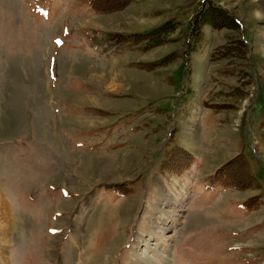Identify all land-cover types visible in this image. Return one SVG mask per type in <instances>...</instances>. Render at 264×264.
I'll return each mask as SVG.
<instances>
[{"label": "rangeland", "instance_id": "374dc122", "mask_svg": "<svg viewBox=\"0 0 264 264\" xmlns=\"http://www.w3.org/2000/svg\"><path fill=\"white\" fill-rule=\"evenodd\" d=\"M89 1L0 0V190L18 220L6 264H264V0ZM212 5L229 24L195 23ZM169 21L160 43L130 35ZM200 98L220 115L202 122L200 155L220 157L182 145L194 161L162 175L176 122L162 128ZM238 153L258 186L208 188Z\"/></svg>", "mask_w": 264, "mask_h": 264}, {"label": "trees", "instance_id": "16d2710c", "mask_svg": "<svg viewBox=\"0 0 264 264\" xmlns=\"http://www.w3.org/2000/svg\"><path fill=\"white\" fill-rule=\"evenodd\" d=\"M129 1L132 0H90V5L92 8L96 9L97 11H108L113 8H122L125 6ZM234 21H237L234 18ZM195 23L197 24L199 21L207 22L214 26H219L220 24L230 23V15L220 9L217 5H212L208 7H203L200 10V13L195 15L194 17ZM238 22V21H237ZM174 24L169 21V23L161 24L160 26L150 29L148 31H142L138 33H130V35L134 36L133 40L139 39H147V45L151 46L157 43H160L164 40L163 33L168 31V29L173 28ZM138 37V38H137ZM228 48V47H226ZM236 46L233 45L231 49H235ZM174 56V53H169L159 60L153 62V65L162 64L168 62L169 59ZM217 105H220L219 103ZM195 159L194 154L183 147L180 144L172 145L164 154L163 158L161 159L158 167V171L162 174L165 173H182L191 162ZM234 165H233V164ZM240 165L243 168L238 167ZM239 171V173H238ZM121 183H116L115 187H118ZM234 185L236 187H257L258 182L256 177L251 174L249 164L245 157H242L241 153H238L235 158L232 160H227L226 162L219 165L211 174H209L206 178V186L208 188H215L218 186H230ZM127 186L122 187V191L126 190ZM256 195L249 196L248 199L243 200V205L250 206L249 200Z\"/></svg>", "mask_w": 264, "mask_h": 264}, {"label": "crops", "instance_id": "0c3cea01", "mask_svg": "<svg viewBox=\"0 0 264 264\" xmlns=\"http://www.w3.org/2000/svg\"><path fill=\"white\" fill-rule=\"evenodd\" d=\"M177 89L178 88H176L173 91V92H175V95H176L175 100L178 99V96L180 94V92L178 94H176ZM167 97H169V99H168V105H169L171 103V101H172V98L170 97V95H168ZM155 100H157V99L156 98L152 99L151 100V103L153 101H155ZM166 100H167L166 98H163V105L162 106H164V107L160 106V109L161 108L163 109L162 111H160V112H155L154 111L155 114L152 117L156 118L155 120L157 122L159 120L163 119V117H162L163 111H165V113H169L170 112L169 110L166 109V108H168V107H166V106H168L167 103L165 102ZM197 102H198V104L201 107H200V110H199L198 105H193L192 106V111L195 112L194 115H191V114H189L187 112L185 115L182 114L180 116H175V118H172V117H169L168 118L166 125H164L163 128H162L163 129L162 131L165 130V133H169L170 132V129L172 127L173 120L176 123H175V126L173 127V129L171 130L172 131V134L170 133V137H169L170 139H169V141L167 143H165L159 150H157L158 158L162 157V155L164 153V149L163 148H165V146L166 147L167 146H170V145L172 146L173 144H180V145H183V146L189 145L188 146L189 148L190 147H194V150H195V153H196L195 154L196 155L195 162L200 160V156L206 162H207V159L208 158H212V156H214L215 158L220 157V156H218V152L215 149L208 150L206 152V154L203 153L202 155H200V153L203 152V150H204L203 148H205L204 145L206 144L205 141H204L205 144H203V142H202V136H201V132H202V122H204L205 120H207L205 122V124L209 123L208 126L211 125L210 128H213L214 126L212 125V123H213L212 121L218 119L220 117V115L218 114V112H215L214 109H212L210 107V106H212V105H210V102H212V101H207V102L204 103L203 100L200 98V100H197ZM185 103H186L185 100H183L180 103L181 106H182L181 109H185V107H186V104ZM217 104L218 103L215 102L214 103V106H219ZM166 110H167V112H166ZM158 113L161 114V115H159L160 117H155V115H157ZM202 118H204V119L202 120ZM178 120H183L184 122H182L181 124H178L177 125V121ZM196 125L198 126V130H200L198 137H197V132L198 131H196V129H195V126ZM160 134L161 133H158V134H156L154 136L158 141H161L162 140V136ZM199 136L201 137L200 139H199ZM162 141H164V140H162ZM222 141L224 143V146L223 147H227L228 144H229V142H230V138H227V137H225L223 135L218 136L216 142L219 143V142H222ZM167 144H170V145H167ZM210 144H212V143H210ZM197 147H199V149H196ZM223 147L219 148V152H221V150H222ZM238 151H239V149H238ZM214 168H216V166Z\"/></svg>", "mask_w": 264, "mask_h": 264}, {"label": "bare ground", "instance_id": "6f19581e", "mask_svg": "<svg viewBox=\"0 0 264 264\" xmlns=\"http://www.w3.org/2000/svg\"><path fill=\"white\" fill-rule=\"evenodd\" d=\"M6 196L0 190V242H6L9 234L16 228L17 218L11 212ZM4 251L0 250V264H6Z\"/></svg>", "mask_w": 264, "mask_h": 264}]
</instances>
